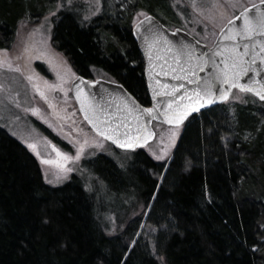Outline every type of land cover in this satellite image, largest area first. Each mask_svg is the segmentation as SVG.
I'll return each instance as SVG.
<instances>
[{
  "label": "trees",
  "instance_id": "trees-1",
  "mask_svg": "<svg viewBox=\"0 0 264 264\" xmlns=\"http://www.w3.org/2000/svg\"><path fill=\"white\" fill-rule=\"evenodd\" d=\"M59 2L0 0V50L20 23L56 11L53 45L75 71L107 73L150 106L132 28L139 13L168 26L160 15L176 14L175 0H104L91 21ZM242 95L251 102L192 117L168 165L138 151L125 193L149 212L113 237L83 182L49 186L38 159L0 128V264H264V101Z\"/></svg>",
  "mask_w": 264,
  "mask_h": 264
},
{
  "label": "rangeland",
  "instance_id": "rangeland-1",
  "mask_svg": "<svg viewBox=\"0 0 264 264\" xmlns=\"http://www.w3.org/2000/svg\"><path fill=\"white\" fill-rule=\"evenodd\" d=\"M259 1L175 0L176 14L160 17L167 21V27L184 29L201 42L212 45L229 20L244 7ZM233 3L237 6L232 7ZM57 7L58 10L72 8L85 21H91L102 13L104 0H60ZM55 12L40 20L20 23L11 48L0 50V128L38 159L44 181L49 186H63L73 177L83 182L85 189L97 199L105 233L113 237L123 232L130 221L145 220L149 212L144 202L126 197L125 193L126 167L133 165L139 150L115 149L96 135L82 118L71 92L77 72L69 59L53 45ZM143 15L145 13H139L137 18ZM17 68L20 71H16ZM93 76L95 79L112 80L102 71L94 72ZM51 84H62L63 90L48 88L47 85ZM37 86L47 99L40 95ZM237 96L240 99H234ZM250 99L234 91L229 99L230 107L236 102H251ZM185 125L169 127L154 123L156 138L141 150L154 161L168 165ZM30 144L37 145L39 155L29 147ZM53 144L73 157L81 153L79 160L69 161L67 166L72 171L66 175L60 172L58 181L55 179L58 170L42 163L43 159L56 158ZM48 180H53V183H48Z\"/></svg>",
  "mask_w": 264,
  "mask_h": 264
},
{
  "label": "water",
  "instance_id": "water-1",
  "mask_svg": "<svg viewBox=\"0 0 264 264\" xmlns=\"http://www.w3.org/2000/svg\"><path fill=\"white\" fill-rule=\"evenodd\" d=\"M259 3L260 1L255 4L258 5ZM248 8H251V5L248 6ZM242 12L243 10L235 17L240 16ZM146 17H149L150 20L146 19ZM235 17L231 20L234 21L235 27L239 28L242 26L243 21L242 19L235 20ZM231 27L232 26L227 23L219 32L213 44L208 45L201 42L184 29H171L167 27L161 20L152 14L142 17L134 24L132 35L144 60V76L151 100L150 106L142 105L119 82L103 78L89 79L83 76H78L71 85V91L82 118L92 131L100 136L93 124L89 123V120L86 119L85 109L81 105L80 100L77 99V86L83 89L82 95L86 96V102L92 104L96 109L95 115L92 118L100 123L101 127L110 125L111 127L118 129V134L121 140L124 139L125 132L134 136L137 133V129H139L141 134H143L144 128L140 126L146 125L147 131H150L153 135L147 140V143L143 140H139L136 147L132 149L121 148L119 144L100 136L118 150L136 151L143 149L155 140L156 131L154 129V123H161L169 127H180L185 125L192 117L225 104L231 98L234 91H239L238 89L231 90L227 101L216 99L211 105L204 103V106L199 107L198 111L190 112L181 124H169L167 120L163 118V113L164 109L167 107V101L173 97L168 95H154V91L156 93H167L171 92V86L183 84L184 88H181L175 94L176 97H179L182 96L186 90L190 92L195 88L196 85L190 84L189 80L185 78L188 73L186 57L181 56L179 62H176L175 60L177 49L182 45L190 46L189 50L194 56L210 58L216 50L223 49L224 47H231L233 44L241 41L240 37H237L236 40H226L224 38L229 34V29ZM149 30L155 31L157 36L162 38L159 39L151 49L148 45L153 39V36L152 31ZM242 50L243 47L241 43V51ZM214 59L217 66H223L225 57L216 56ZM245 59L250 60L251 54ZM193 63H195V61H193ZM257 67L264 69V63L257 60ZM181 68H183L184 71H181ZM216 70V67H213V65L209 63L203 71L199 69L196 70V78L198 80H206L209 78L210 74L215 73ZM177 76L181 77V79H176ZM253 79L264 82V72H262L260 76H257L255 72H249L247 76L241 77L240 83L251 84ZM163 85H169L170 87L165 88ZM228 88L229 85L227 84L220 81L215 82V89L224 91ZM218 94L219 93H217V95ZM244 94H249L259 101H264L260 100L259 97L255 96L253 93L249 92ZM126 105L132 107L135 111H127ZM149 107L156 109V112L153 114L156 118L149 117L147 113L142 111L143 108ZM89 115H91V113H89ZM137 116L139 117L138 120L136 119ZM124 125H127L128 127H124Z\"/></svg>",
  "mask_w": 264,
  "mask_h": 264
},
{
  "label": "snow or ice",
  "instance_id": "snow-or-ice-1",
  "mask_svg": "<svg viewBox=\"0 0 264 264\" xmlns=\"http://www.w3.org/2000/svg\"><path fill=\"white\" fill-rule=\"evenodd\" d=\"M236 6V3L232 4V7ZM146 19L150 20L149 17H146ZM241 19L243 23L239 28L235 27L233 20L228 21V24L232 27L229 29V34L224 37L226 40H236L237 37H240L241 41H238L231 47H224L223 49L216 50L210 58L194 56L189 50L190 46L182 45L177 49L175 60L176 62H179L181 56L186 57L188 73L185 78L189 80L190 84L196 85V87L190 92L186 90L184 94L179 97H176L175 94L181 88H184L183 84L171 86V92L167 93H156L154 91V95H168L173 97L167 101V107L164 109L163 113V118L166 119L169 124H181L190 112L198 111L199 107L204 106V103L211 105L216 99L227 101L232 89H238L243 93H253L255 96L259 97L260 100H264V82L253 79L251 84L240 83L241 77L247 76L249 72H255L257 76H260L261 73L264 72V69L257 67V60L264 63V0H260L258 5L252 4L251 8L244 7L241 15L235 17V20ZM152 36L153 39L148 45L150 49L159 39H162L157 36L155 31H152ZM241 43L243 47L242 51ZM250 54L251 59L246 60L245 58L249 57ZM216 56L225 57L222 67L216 65L214 59ZM193 61H195V63H193ZM4 63H6V61H4ZM209 63H211L213 67H216V72L211 73L206 80H198L196 78V70L199 69L203 71ZM8 67L11 68V65L9 64ZM15 70L20 71L19 68ZM180 70L184 71L183 68ZM31 78L32 77H29V79ZM176 79H181V77L177 76ZM216 81L229 85V88L224 91L215 89ZM47 87L50 89L61 88L63 90L62 84H51L47 85ZM163 87L167 88L170 86L163 85ZM37 91H40L39 86H37ZM82 93L83 89L77 86V99L80 100L81 105L85 109L86 119L89 120V123L93 124L100 136L105 137L107 140H112L114 143L119 144L121 148L132 149L136 147L139 140H143L147 143V140L153 135V133L147 131L146 125H141L140 127L144 128L143 134H141L139 129H137V133L134 136L125 132L124 139L121 140L118 134V129L113 128L110 125L101 127L100 123L92 118L95 115L96 109L92 104L86 102V96H83ZM217 93L219 94L217 95ZM40 95L47 99L43 91H40ZM234 99H240V97L237 96L234 97ZM126 108L129 112L135 111L130 106L126 105ZM142 111L147 113L149 117L156 118L153 115L156 112L155 108H143ZM89 113H91V115H89ZM136 119L138 120L139 117L137 116ZM124 127L128 126L124 125ZM247 138L248 137H246V139ZM29 147L39 155L36 144H30ZM52 149L56 153V158L43 159L42 163L52 165L58 170L55 174V179L58 181L60 172H63L66 175L68 172L72 171L67 165L69 161L79 160L81 153L78 152L77 155L73 157L66 152H62L54 144L52 145ZM82 151L83 149H81V152ZM159 158L160 157H158V159ZM45 178L47 179V175ZM48 183H53V180H48Z\"/></svg>",
  "mask_w": 264,
  "mask_h": 264
},
{
  "label": "flooded vegetation",
  "instance_id": "flooded-vegetation-1",
  "mask_svg": "<svg viewBox=\"0 0 264 264\" xmlns=\"http://www.w3.org/2000/svg\"><path fill=\"white\" fill-rule=\"evenodd\" d=\"M78 76H82V75H79V74L77 73V77H78ZM91 79H95V78L93 77V78H91ZM71 92H72V91H71ZM115 149H116V148H115Z\"/></svg>",
  "mask_w": 264,
  "mask_h": 264
}]
</instances>
